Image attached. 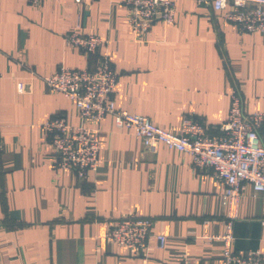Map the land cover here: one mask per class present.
Returning <instances> with one entry per match:
<instances>
[{
	"label": "crops",
	"instance_id": "crops-1",
	"mask_svg": "<svg viewBox=\"0 0 264 264\" xmlns=\"http://www.w3.org/2000/svg\"><path fill=\"white\" fill-rule=\"evenodd\" d=\"M124 2L0 0V264H142L143 254L106 237L112 220L129 214L153 221L145 264H224L222 240L204 237L225 232L224 184L194 168L190 154L162 143L145 149L106 115L96 125L99 167L83 179L55 168L42 124L58 115L83 124L43 81L60 66L93 70L108 56L115 106L170 132L191 116L217 133L233 87L245 114L264 112V32H240L223 11L174 0V23L138 34ZM77 25L104 40L96 53L65 41ZM259 136L264 143V124ZM232 230L236 253H264V191L244 184Z\"/></svg>",
	"mask_w": 264,
	"mask_h": 264
},
{
	"label": "built area",
	"instance_id": "built-area-1",
	"mask_svg": "<svg viewBox=\"0 0 264 264\" xmlns=\"http://www.w3.org/2000/svg\"><path fill=\"white\" fill-rule=\"evenodd\" d=\"M37 5L41 0H26ZM89 0H83L88 4ZM223 11L224 18L240 32H264V0H196ZM128 24L135 33L150 30L156 21L172 24L175 21L174 0H125ZM65 41L89 54L96 53L104 40L94 34L83 33L77 25L65 35ZM118 74L109 57L102 55L93 70H79L60 66L43 78L48 88L60 92L75 105L83 122L71 124L64 115L47 119L42 128L55 156L56 169H69L83 179L87 171H95L101 164L100 138L96 125L110 115L117 126L132 128L145 149L157 143L186 152L192 157L194 168L211 172L224 184L222 204L228 205L226 229L220 236L204 235L207 240L219 238L223 242L221 260L224 264H264V253L247 250L241 254L233 248L232 223L236 206L248 183L255 192L264 191V143L259 131L264 124V112L255 110L245 114L242 96L237 87L230 92V105L225 120L217 133L191 116L184 117L178 132H170L153 124L144 115L130 114L117 108L112 99ZM151 218L129 214L112 220L106 237L117 246L130 248L133 255H142L146 263L147 240L151 236ZM159 245L164 236L156 235ZM181 264H189L183 259Z\"/></svg>",
	"mask_w": 264,
	"mask_h": 264
}]
</instances>
